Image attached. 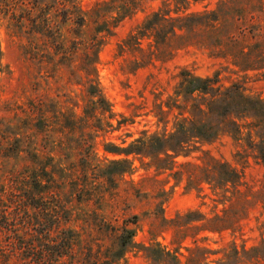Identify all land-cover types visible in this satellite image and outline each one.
Instances as JSON below:
<instances>
[{
    "label": "rangeland",
    "instance_id": "obj_1",
    "mask_svg": "<svg viewBox=\"0 0 264 264\" xmlns=\"http://www.w3.org/2000/svg\"><path fill=\"white\" fill-rule=\"evenodd\" d=\"M96 1L100 0H78L83 10H89ZM222 1L185 0L186 12L212 10ZM177 3L179 0H154L143 11L122 20L106 38L98 53L99 84L115 114L112 123L122 117L127 121L108 130L104 113L100 118L107 131L92 138L89 133L66 135L50 131L58 128L56 123H49L52 125L46 131L30 126L31 101L41 98L52 115L55 109L68 108L66 95L70 92L77 97L80 88L55 87L50 82L47 91L36 90L29 67V0H0V264L24 263L13 251L29 243V171L36 167L37 158L42 165L37 174L45 175L42 167L47 165L56 179L66 177L65 182L62 178L55 186L59 199L74 218L71 226L79 234L76 250L96 242L93 238L100 237V231H113L111 227H119L136 216L135 225L128 222L135 229L136 247L126 252L125 264H155L139 248L155 243L175 252L180 264H185L186 256L195 250L205 252L206 264H264V258L252 256L264 238V164L252 155L245 156L240 144L229 135L198 141L187 155L175 158L173 169L146 166L150 158L131 154L127 156L134 167L131 173H124L115 181L96 177L108 160L125 157L105 150L107 145L126 148L143 132L149 135L169 131L171 115L165 123L158 121L154 105L172 93L183 69L196 76L218 74L224 85L238 82L246 92L264 96V69H242L195 47L181 49L166 61L132 69L133 58L120 54L118 45L161 5L173 8ZM62 79L64 84L66 77ZM94 125L98 123H88L86 131H92ZM85 153L92 164L83 173L80 165L85 163ZM205 155L242 174L239 189L250 204L235 231H208V219L215 213L222 214L228 203L207 185L193 189L186 185L184 177L174 175L179 163L199 164ZM76 177L79 182H88V192H81L84 195L74 190ZM241 205L242 201H236L231 211ZM162 217L165 223L161 222ZM99 241L110 243L108 238ZM32 263L29 257V264Z\"/></svg>",
    "mask_w": 264,
    "mask_h": 264
},
{
    "label": "trees",
    "instance_id": "obj_2",
    "mask_svg": "<svg viewBox=\"0 0 264 264\" xmlns=\"http://www.w3.org/2000/svg\"><path fill=\"white\" fill-rule=\"evenodd\" d=\"M152 1L100 0L89 10H83L78 0H29V67L36 90L47 91L50 82L55 87L80 88L79 96L70 92L66 95L68 108L55 109L52 115L41 98L31 101L35 103H31L33 111L29 114L31 127L46 131L56 123L58 128L50 131L66 135L89 133L93 138L107 131L100 118L104 113L108 130L127 121L125 117L116 124L111 121L115 114L99 84L98 53L122 20L143 11ZM179 3L173 8L161 5L118 45L120 54L133 58V70L157 60L166 61L188 47L205 50L242 69H264V0H223L216 8L201 12H186L185 0ZM62 76L66 77L64 84ZM77 108L81 109L79 113L74 110ZM154 108L160 122L165 123L171 115L169 131L149 135L143 132L126 148L107 145L105 150L125 157L108 160L99 169L97 178L115 181L124 173H131L134 167L127 159L131 154L150 158L146 166L173 169L175 158L187 155L195 143L212 141L224 134L240 144L245 156L252 155L264 164V96L246 92L240 83L224 85L218 74L196 76L183 69L172 93L165 100L157 101ZM93 121L98 125L86 131L88 123ZM84 156L85 163L80 165L83 173L92 164L88 153ZM34 162L36 167L29 171V243L13 254L23 264H29V257L32 264H125L126 252L136 247L135 229L130 224L135 225L137 217L127 219L119 227H111L113 231H100V237L93 238L96 242H88L76 250L79 234L71 226L74 218L59 199L55 186L66 177L56 179L47 165L42 167L45 175L41 176L37 172L42 165L38 158ZM178 168L174 175L179 179L184 177L188 187L200 189L205 184L228 203L222 214L215 213L208 219L206 229L212 232L239 229V221L246 216L250 204L244 191L239 189L242 174L207 155L199 164L182 162ZM87 184V181L79 182V177L73 181L79 195L88 192ZM236 201H242V205L231 211ZM161 222L165 223L163 217ZM105 238L110 241L108 245L99 241ZM139 248L155 264H180L175 252L158 243ZM204 254L202 250L191 251L185 264H206ZM252 256L264 258V238L253 249Z\"/></svg>",
    "mask_w": 264,
    "mask_h": 264
}]
</instances>
